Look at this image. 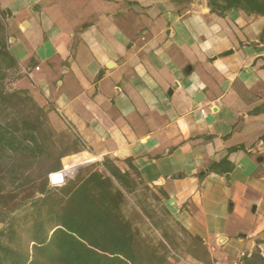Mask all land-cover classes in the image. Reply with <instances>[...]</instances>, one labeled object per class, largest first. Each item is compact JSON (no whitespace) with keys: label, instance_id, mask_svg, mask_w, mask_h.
<instances>
[{"label":"crops","instance_id":"1","mask_svg":"<svg viewBox=\"0 0 264 264\" xmlns=\"http://www.w3.org/2000/svg\"><path fill=\"white\" fill-rule=\"evenodd\" d=\"M208 1L0 0L4 47L14 86L68 133L71 177L129 161L160 198L137 226L170 264H264V17Z\"/></svg>","mask_w":264,"mask_h":264},{"label":"trees","instance_id":"2","mask_svg":"<svg viewBox=\"0 0 264 264\" xmlns=\"http://www.w3.org/2000/svg\"><path fill=\"white\" fill-rule=\"evenodd\" d=\"M207 5L219 17L232 9L264 17V0ZM3 38L0 25V264H170L163 243L141 237L137 224L156 225L160 198L129 161L121 171L104 158L49 186L74 149L30 92L14 86L20 76ZM5 76L15 82L5 86ZM251 258L243 263L254 264Z\"/></svg>","mask_w":264,"mask_h":264},{"label":"built area","instance_id":"3","mask_svg":"<svg viewBox=\"0 0 264 264\" xmlns=\"http://www.w3.org/2000/svg\"><path fill=\"white\" fill-rule=\"evenodd\" d=\"M39 68L38 67H35L33 70H29V69H22L21 70V74L26 77L32 84L34 83V79H33V71H38ZM59 112V111H58ZM201 113H203V111H201ZM62 121L64 122L67 130L73 134L74 136H76L78 138V141H79V144L82 148V151L83 152H90L89 150V146L88 144L83 141L82 139L79 138L77 132L75 131V129L64 119H62ZM71 169V168H70ZM70 169L66 170L64 169V166L62 165V170L59 171V173L62 174L63 176V181L64 179L68 176V174L70 173ZM51 175V174H50ZM50 175L48 176V180L50 181L49 177ZM62 181V183H63ZM247 256L246 252H240L236 257L230 259V260H227V261H214L212 262V264H242V261L243 259ZM177 259L183 263V264H194L190 261H187L185 259H181V258H178Z\"/></svg>","mask_w":264,"mask_h":264},{"label":"rangeland","instance_id":"4","mask_svg":"<svg viewBox=\"0 0 264 264\" xmlns=\"http://www.w3.org/2000/svg\"><path fill=\"white\" fill-rule=\"evenodd\" d=\"M0 24L2 25V27L4 26L1 15H0ZM14 77L16 78V77H18V76H14ZM12 82H15V81L12 80L11 77H9V76H5V79H4V81H3V83H4L5 86L10 85V83H12ZM47 112H48V111H47ZM47 117H48V116H47ZM51 118H53V121L55 120V117H54V116H51ZM51 118H50V117L48 118V121H49L50 125H51V123H52V119H51ZM55 122H57V120H56ZM57 123H58V125H59L58 128L60 129L61 125L59 124V122H57ZM60 131H62V130H60ZM65 133H66V135H68L67 132H65ZM74 160H76V158H75ZM80 161H82V160H76L74 163H78V162H80ZM61 164H62V162H61ZM68 164H72V163H69V162H68ZM70 172H71V171H70ZM68 176L71 177V173H69ZM48 184H49V186H58V185H53V184H51L49 180H48ZM61 184H62V183H61ZM61 184H59V185H61ZM150 242H151L152 244L156 245L158 242H161V241H150ZM161 243H162V242H161Z\"/></svg>","mask_w":264,"mask_h":264},{"label":"bare ground","instance_id":"5","mask_svg":"<svg viewBox=\"0 0 264 264\" xmlns=\"http://www.w3.org/2000/svg\"><path fill=\"white\" fill-rule=\"evenodd\" d=\"M50 179V183L53 185H59L62 183L63 181V176L61 173L57 172V173H52L49 177Z\"/></svg>","mask_w":264,"mask_h":264}]
</instances>
